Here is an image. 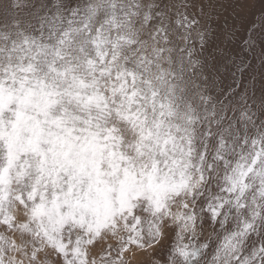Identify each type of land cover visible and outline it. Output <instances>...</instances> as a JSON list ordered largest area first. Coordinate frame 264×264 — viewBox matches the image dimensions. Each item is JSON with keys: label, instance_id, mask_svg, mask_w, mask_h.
Segmentation results:
<instances>
[{"label": "snow or ice", "instance_id": "snow-or-ice-1", "mask_svg": "<svg viewBox=\"0 0 264 264\" xmlns=\"http://www.w3.org/2000/svg\"><path fill=\"white\" fill-rule=\"evenodd\" d=\"M0 0V264H264V6Z\"/></svg>", "mask_w": 264, "mask_h": 264}, {"label": "rangeland", "instance_id": "rangeland-1", "mask_svg": "<svg viewBox=\"0 0 264 264\" xmlns=\"http://www.w3.org/2000/svg\"><path fill=\"white\" fill-rule=\"evenodd\" d=\"M262 6H264V0H254V6L249 10L247 19L253 20L259 14Z\"/></svg>", "mask_w": 264, "mask_h": 264}]
</instances>
